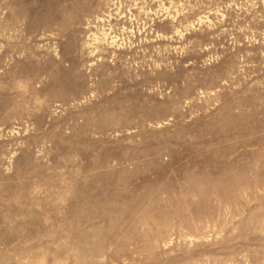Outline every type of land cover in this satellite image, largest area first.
I'll use <instances>...</instances> for the list:
<instances>
[{
	"label": "rangeland",
	"instance_id": "obj_1",
	"mask_svg": "<svg viewBox=\"0 0 264 264\" xmlns=\"http://www.w3.org/2000/svg\"><path fill=\"white\" fill-rule=\"evenodd\" d=\"M0 264H264V0H0Z\"/></svg>",
	"mask_w": 264,
	"mask_h": 264
}]
</instances>
